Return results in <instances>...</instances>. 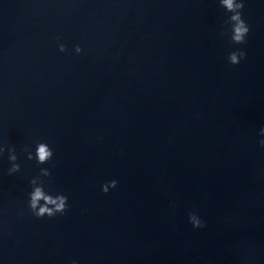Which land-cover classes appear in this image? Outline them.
<instances>
[{
  "label": "water",
  "instance_id": "water-1",
  "mask_svg": "<svg viewBox=\"0 0 264 264\" xmlns=\"http://www.w3.org/2000/svg\"><path fill=\"white\" fill-rule=\"evenodd\" d=\"M244 14L234 46L217 0H0L2 264H264V2ZM37 140L64 215L27 210Z\"/></svg>",
  "mask_w": 264,
  "mask_h": 264
},
{
  "label": "clouds",
  "instance_id": "clouds-1",
  "mask_svg": "<svg viewBox=\"0 0 264 264\" xmlns=\"http://www.w3.org/2000/svg\"><path fill=\"white\" fill-rule=\"evenodd\" d=\"M264 2V0H262ZM219 8L223 9L225 18L223 19L219 35L225 37L231 45L239 46L247 43L251 32V25L245 19L244 9L247 0H217ZM57 48L61 53L68 51V46L62 42L60 35L56 36ZM84 51L80 44L73 46V52L76 55ZM247 57V51L243 47H233L227 54L226 60L231 65H239ZM258 145L264 149V126L258 131ZM102 139V137H100ZM24 158L34 161L39 167V174L28 180V190L26 193V207L31 215L37 219L45 217L53 218L58 215H64L69 209V197L62 191L55 190L50 184L52 176L51 169L44 167L54 157L52 146L45 140H37L32 145H25L22 150ZM7 154L9 167L6 174L14 176L21 171V160L14 146H9L0 141V160ZM45 178H49L46 180ZM118 180L112 179L102 184L101 190L107 194L115 189ZM174 206V204H173ZM19 215H23L21 211ZM189 223L193 228L205 227V222L196 212H190L188 215ZM2 264V262H0ZM71 264H79V260L73 259Z\"/></svg>",
  "mask_w": 264,
  "mask_h": 264
}]
</instances>
